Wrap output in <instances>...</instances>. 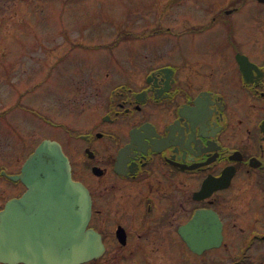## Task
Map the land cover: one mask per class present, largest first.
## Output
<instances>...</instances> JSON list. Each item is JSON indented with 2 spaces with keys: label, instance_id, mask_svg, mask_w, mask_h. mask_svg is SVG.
Instances as JSON below:
<instances>
[{
  "label": "flooded vegetation",
  "instance_id": "af4514ba",
  "mask_svg": "<svg viewBox=\"0 0 264 264\" xmlns=\"http://www.w3.org/2000/svg\"><path fill=\"white\" fill-rule=\"evenodd\" d=\"M77 1L0 0V58L7 30H29L43 46L0 70L3 101L20 85L31 93L62 77L82 45L65 39L64 12ZM119 30L140 53L110 55L118 71L90 76L68 108L58 90L45 114L20 102L6 108L59 128L72 179L90 194L87 228L104 247L84 264H264V0H153ZM41 141L0 163V212L26 192L11 177ZM12 231L31 264L65 250L63 209L55 219L48 207L14 209Z\"/></svg>",
  "mask_w": 264,
  "mask_h": 264
},
{
  "label": "rangeland",
  "instance_id": "374dc122",
  "mask_svg": "<svg viewBox=\"0 0 264 264\" xmlns=\"http://www.w3.org/2000/svg\"><path fill=\"white\" fill-rule=\"evenodd\" d=\"M152 4L153 0H79L75 5L69 4L79 9L65 10L63 16L65 35L72 33L71 38L78 37L82 45L79 44L73 50L72 54L75 58L65 60L62 77L54 75L45 86L34 89L31 93H25L30 89V85H20L15 93L12 92L10 99L7 100V98L5 101L3 98L8 86L0 82V114L2 116L0 117V139L7 143L4 148L7 152L1 156L0 163L6 159L13 162L21 160L26 152L39 141L58 139L59 130L58 127L43 122L39 116L32 115L30 111L24 109L21 111L17 108L6 112V108L20 102L24 108H32L40 114H45L47 110L45 105L50 104L57 90L62 96L65 108H68L71 103L70 93L76 87H84L90 76L102 82L106 74L113 69L118 71L114 63L109 62L110 55L124 56L140 53L139 42L132 43L124 40L115 49L110 48L109 45L116 39L125 15H136L141 7L151 9ZM5 38L4 47L9 48V51L0 58L2 71L5 65L16 64L14 56H21L22 59L30 61L42 53V44L31 40L29 30L12 29L10 33L7 32ZM66 42L70 43L69 38H66ZM155 43L156 40L149 44L153 46L152 44ZM7 55L8 57L5 58ZM30 70L27 69V71ZM42 74V70L33 72L28 78H36L28 82L34 84L36 79L42 78Z\"/></svg>",
  "mask_w": 264,
  "mask_h": 264
},
{
  "label": "water",
  "instance_id": "95a60500",
  "mask_svg": "<svg viewBox=\"0 0 264 264\" xmlns=\"http://www.w3.org/2000/svg\"><path fill=\"white\" fill-rule=\"evenodd\" d=\"M20 180L27 191L20 199L6 203L0 213V261L14 260L31 262L25 254L13 246L12 222L14 209L24 212L37 206L49 209L52 219L57 217V209H63L64 242L62 253H44L39 264H79L89 261L102 253V243L98 234L87 229L90 219L91 200L89 193L80 183L72 180L68 159L61 147L54 141L44 140L22 166L21 173L12 177ZM201 213L195 215L199 220Z\"/></svg>",
  "mask_w": 264,
  "mask_h": 264
}]
</instances>
